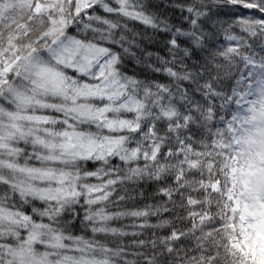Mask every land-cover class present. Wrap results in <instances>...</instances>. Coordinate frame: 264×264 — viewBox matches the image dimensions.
<instances>
[{"label":"snow or ice","instance_id":"obj_1","mask_svg":"<svg viewBox=\"0 0 264 264\" xmlns=\"http://www.w3.org/2000/svg\"><path fill=\"white\" fill-rule=\"evenodd\" d=\"M0 264H264V0H0Z\"/></svg>","mask_w":264,"mask_h":264}]
</instances>
